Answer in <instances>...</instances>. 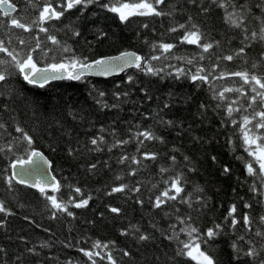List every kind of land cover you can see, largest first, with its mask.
Wrapping results in <instances>:
<instances>
[{
	"label": "trees",
	"instance_id": "trees-1",
	"mask_svg": "<svg viewBox=\"0 0 264 264\" xmlns=\"http://www.w3.org/2000/svg\"><path fill=\"white\" fill-rule=\"evenodd\" d=\"M10 2L17 6L11 16L30 23L38 16L44 0H33L31 4L29 0ZM238 2L251 10L247 23L249 31H258L259 22L253 17L264 16V0ZM202 8H208L209 11L204 13ZM161 10L171 11L173 15L133 17L130 22L122 24L115 14L95 4L85 9L83 14L73 9L61 21H52L45 26L62 44L70 45L77 56L89 60L124 50H133L144 57L159 55V51L150 47L157 42L175 44L177 47L172 50L174 54L191 57L202 50L196 45L180 43L184 30L168 32L170 27L184 23L191 16L201 31L208 34L209 40L219 41V45H214L210 53L204 54L211 58L200 61L201 64L210 66L217 62L216 56L232 54L241 46L248 45L243 59L237 57L233 61H219L216 74L220 71L241 70L245 66L250 68L254 62L258 65V71H264V42L243 41L241 30L226 25L223 10L213 5L211 0H196L195 3L166 0ZM0 19L7 18L0 13ZM69 24L74 30H79L81 35L73 37L64 27ZM143 24H148V27H142ZM98 31L107 35L97 39ZM9 37H12L11 43H8ZM17 37L25 39L27 45L20 46ZM35 38L40 39L45 50L56 48L47 40L45 33L39 32L38 27H33L31 32L0 27V39H4L10 49L14 47L20 50L23 47V54L27 53L29 47H35ZM0 58L10 59L3 53H0ZM36 58L41 65L54 62L52 53L45 56L39 49ZM59 58L57 55L56 59ZM152 63L157 67L165 63L183 64L174 59ZM162 75L163 79L145 75L132 67L117 76H86L80 81L58 80L40 88L28 85L14 72L7 81L0 82V92H3L0 95V122L4 124V128L0 129V146L6 145L9 140L14 143V152H9L7 148L0 152V201L5 203L11 213H0V220L3 221L0 224V264H67L69 259L74 264H91L78 249H90L96 240L115 242V246L110 244V248L117 264H195L190 258L176 255L179 247L177 241L167 238L173 232L170 225L175 224L178 231L182 225L176 216L191 214L203 230L211 226L213 220L223 223L233 203L238 205L240 215L249 212L255 220L253 232L248 233L246 239L253 240L257 248L264 244V239L254 235L257 227L264 229L259 221V216L264 215V203H257L262 198L249 191L253 179H246L244 163L237 159L238 156L248 157L241 146L242 140L236 126L230 122L221 125L224 110L215 109L217 101L211 100L207 86L197 88L183 79H173L166 72ZM128 76L133 77L132 82H128ZM214 83L222 89L238 87L242 81L237 77H226ZM97 91L105 93L102 100L109 107L96 103ZM125 92L128 96H121L119 100L114 96V93ZM237 95L226 93L230 99H236ZM117 103L119 108L110 107ZM165 103L169 105L168 108H164ZM201 103L209 104L210 107L201 109ZM157 113L164 120L174 123L170 126L158 123ZM234 116L239 120L238 113ZM17 124L33 136V147L50 159L52 171L62 185L59 193H56L57 197L67 200L71 195L77 202L81 197H90L86 207L75 208L69 204L68 209L73 212V216L58 213V218H53L52 212L55 210L51 209L50 203L38 190L15 182L9 189L3 179L4 175L10 174L9 163L16 157L28 155L26 144L15 146V138L21 135L15 131ZM149 127L164 142L147 141L142 151L158 153L156 160H144L141 153L137 152V141L134 139L109 150L113 143V128L118 138L130 139L132 132ZM129 128H132V132L128 131ZM100 135L104 136L107 143H100L99 151H89L95 147L90 144L91 138ZM230 137L232 144L228 142ZM69 147L77 149L72 156L68 154ZM53 148L56 150L53 151ZM124 155L136 156L141 163L138 165L131 160L120 163V157ZM172 155L177 158L175 167H171L172 161L169 160ZM184 156L189 157L190 164L184 161ZM213 156L216 161L212 160ZM90 164H96L97 167L89 171ZM224 166L231 169L230 173L222 174ZM161 167L170 170L161 173ZM189 167L193 171H188ZM132 169H136L135 173H132ZM177 171L185 174L188 183L185 185L186 192L181 195L193 194V208L179 201L154 208L152 205L156 196L167 187L164 180L174 176ZM120 184L128 188L109 195L112 187ZM72 186L79 187L81 192L75 193ZM197 186L203 189L202 196L207 200L205 208L195 202L196 195H201L194 192ZM137 187L138 192L129 190ZM47 193L52 195V192ZM245 202L251 203L252 208H244ZM113 207L119 208L120 212H111ZM125 230L128 234L122 235ZM224 232L211 243L212 254L219 259L220 264H237L230 245L237 236L245 234L243 224L241 222L235 232L227 227ZM141 234L150 239L139 241ZM180 239L185 240L187 237L180 233ZM43 242H47L48 246L42 247ZM240 243L246 250L248 245ZM29 248L35 251L29 252ZM121 250L129 251L130 256L124 257ZM96 259L97 264H108L106 260ZM239 264H251V260L243 257Z\"/></svg>",
	"mask_w": 264,
	"mask_h": 264
},
{
	"label": "snow or ice",
	"instance_id": "snow-or-ice-1",
	"mask_svg": "<svg viewBox=\"0 0 264 264\" xmlns=\"http://www.w3.org/2000/svg\"><path fill=\"white\" fill-rule=\"evenodd\" d=\"M33 0H29L31 4ZM189 3H195L196 0H188ZM211 3L216 7L223 10L224 23L231 28L240 29L243 35V41H261L264 42V16L253 17L259 22V29L249 31L247 23L250 19V9H246L245 6L238 2V0H211ZM99 4V7L107 12L115 14L119 21L128 23L133 17H164L172 16L171 11L165 12L161 10V6L166 4V0H107V2L101 3L100 0H44L42 7L39 8L38 16L30 23L23 22L22 18L12 17L11 14L16 11V8L10 0H0V13L7 19H0V27L11 29H21L23 32H31L33 27H38L39 32L45 33L48 41H51L52 45L56 46L55 49H43L41 41L36 39L35 47L28 48L26 54H23V47L20 50L16 48H9L4 39H0V53H3L10 59L0 58V82H5L14 74H18L22 77L28 85L45 87L50 81L53 80H69L80 81L89 74H95L100 76H108L113 72L124 71L126 68L135 67L138 71L143 72L145 75L160 76L163 79L165 72L168 76H171L175 80L183 79L197 88H203L207 86L210 93L211 100L217 101L215 109L224 110V117L221 119V125L231 123L236 126V130L240 134L242 140V147L247 153V157L238 156L237 159L242 160L244 168L247 173V178H252L253 182L249 185V191L258 195L262 199L257 200V203H264V71L257 70V63H252L251 67H243L241 70L236 71H220L217 75V69L219 68V61H233L235 58L240 57L243 59L245 53V47L241 46L232 54L216 56L215 61L210 66H205L200 61L205 60V53H210L214 45H219V41H211L208 39V34L201 31L200 26L193 22L191 16L184 23H177L168 29V32L175 33L178 30H184L183 35L180 37L181 44L196 45L201 49V52L195 53L191 57L186 55H176L172 50L177 47L172 43L157 42L152 43L150 47L159 51V55H151L144 57L137 55L135 52H121L118 56L114 57H102L94 60H89L87 57L77 56L72 47L67 43H61L57 39V36L50 34L49 28L45 25L52 21H61L66 13L73 9L83 14L84 10L90 5ZM258 7L260 5H257ZM202 12L207 13L208 8H202ZM264 11V8H262ZM65 29L71 32L73 37L81 35L79 30H74L72 25H65ZM142 27L147 28L148 24H143ZM107 33L98 31L97 39L105 37ZM12 37H9L8 43H11ZM18 44L20 46H26L27 41L23 38L17 37ZM242 41V44H243ZM147 43V41H146ZM41 50V53L45 56L52 53L54 62L46 63L43 67L39 66V60L36 58L37 50ZM57 55L60 57L56 59ZM174 59L182 61V65L165 63L162 67L153 65L152 61L169 60ZM226 77H237L242 83L238 87H223L219 89L214 81L223 80ZM128 82L133 81L132 76L127 77ZM248 86V89H245ZM145 91V89H141ZM226 93H237L236 99H230L226 96ZM3 92H0L2 95ZM105 96L103 91L96 92V103L102 107H109V105L102 100ZM114 96L119 100L121 96L127 97L128 93H114ZM191 97H189L190 99ZM119 103L113 104L110 107L119 108ZM167 103L164 104V108H168ZM210 107L209 104L201 103L200 108L207 110ZM252 110L249 112V110ZM239 114V120H237L234 114ZM75 118V117H74ZM157 122L163 125H172L174 122L170 120H164L157 113ZM4 128V124L0 122V129ZM139 128V126H137ZM15 131L21 135L15 138V146L20 144H26L25 151L28 153L27 159L22 157H16L9 163L8 167L12 170L10 174L3 176L5 183L12 188L13 182L17 184L26 185L28 187L37 188L39 192L45 196L46 200L50 203L53 218H58V213H66L67 216H73V212L68 209L69 204H73L75 208H83L88 205L89 198L81 197L79 201L72 199L70 195L67 200H63L57 197L56 193H59L62 185L59 181H56L55 177H52V182L49 183L46 180V173L43 165H47L49 162L44 157L43 153L37 151L33 147V136L25 131L18 124L15 127ZM104 129H101L103 132ZM132 132V128L128 129ZM113 143L111 148L121 147L130 142L131 139L137 141V152L141 153L144 160H156L159 156L155 152L142 151V147L147 141H159L163 143V138L158 136L151 127L137 130L132 132L130 139H120L116 133L115 128L112 129ZM229 144H232L231 137L229 138ZM107 143L103 135L93 137L90 140V144L95 146L90 148L89 151H99V144ZM7 148L9 152H14V143L9 140L6 145L0 146V152H3ZM53 151L56 149L53 148ZM77 149L68 148V154L72 156ZM126 160H131L133 163L140 164L141 160H138L136 156H121L119 162L123 163ZM172 161V166L175 167L177 158L175 155L169 157ZM213 161H216V157H212ZM43 161V165L39 163ZM184 161L190 164L189 157L184 156ZM187 164L185 167H187ZM31 165V167H28ZM97 167L96 164L88 165V170L93 171ZM170 169L161 167L160 172L166 173ZM136 169H132V173H135ZM188 171H193L191 167ZM231 169L228 166H224L222 174L226 175L230 173ZM28 177H35L34 182H30ZM120 179L119 176L116 177ZM188 183L183 171H177L174 176L164 180V184L167 185L159 195L156 196L153 203L154 208H160L162 205L171 201H179L182 204H186L189 208H193L194 201L192 199L193 194L186 192L185 185ZM75 193L79 194L81 189L79 187L72 186ZM155 187V185H154ZM127 185L120 184L114 186L111 189L112 193L122 192ZM47 189H51L52 195L47 193ZM130 191H139V188L129 189ZM235 191V189L233 190ZM194 192L200 193L196 195L195 202L200 204L201 208L207 207V200L202 196L203 189L194 187ZM243 199V198H241ZM141 202V201H138ZM244 208L251 209L252 204L245 202ZM111 212L119 213V208H111ZM178 211V210H177ZM197 211H199L197 209ZM0 213L11 214L10 210L6 207L3 201H0ZM25 219H29L25 217ZM176 220L182 225L178 231L176 225H170L173 230L172 235L168 236L169 240H176L179 247L177 249V256H184L190 258L195 264H220L219 259L212 254L211 243L215 241L218 236L225 234V227L236 231L237 227L243 224L245 229L244 235H239L232 241L230 247L233 250V259L239 261L243 257H247L251 260V264H264V244H261L259 248L255 245L253 240L246 239L248 233L253 232V225L255 223L254 218L249 212H244L242 215L238 213V205L233 203L229 206L227 214L223 218V223H217L213 220L211 226L201 229L196 223L191 214L185 216H176ZM261 225H264V215L259 216ZM3 221L0 220V224ZM47 231V229H45ZM180 233H184L187 237L185 240L180 239ZM122 235L128 234L127 231H122ZM254 235L264 239V229L257 227ZM23 239V238H22ZM150 239L149 236L141 234L138 237L139 241H146ZM240 242H244L248 245L245 250ZM110 244L114 247L115 242H101L96 240L92 243L90 249L80 248L79 252L83 256L87 257V260L91 264H97V257L100 260H106L108 264H117V260L112 254ZM42 247H47V242H43ZM29 252H34V248H29ZM124 257H129L130 252L127 250H121ZM103 253V254H102ZM67 264H74L69 259Z\"/></svg>",
	"mask_w": 264,
	"mask_h": 264
},
{
	"label": "water",
	"instance_id": "water-1",
	"mask_svg": "<svg viewBox=\"0 0 264 264\" xmlns=\"http://www.w3.org/2000/svg\"><path fill=\"white\" fill-rule=\"evenodd\" d=\"M14 6H15V8L17 9V6L14 4ZM125 51H127V52H135V51H133V50H124V51H121V52H125ZM121 52H119V53H116V54H112V55H106V56H100V57H97V58H102V57H114V56H118ZM137 55H140V56H142L141 54H139V53H137V52H135ZM97 58H95V59H97ZM92 60H94V59H92ZM39 66H41V67H43L44 65H40L39 64ZM130 68H132V67H130ZM127 69H129V68H126L124 71H120V72H113L111 75H108V76H100V75H95V74H89V75H87V76H92V77H100V78H107V77H111V76H117V75H120L121 73H123V72H125ZM53 81H57V80H53ZM53 81H50V82H53ZM49 82V83H50ZM37 151H40L41 153H43L41 150H39V149H36ZM43 155H44V157L48 160V164L47 165H43V161H39V163L40 164H42L43 165V167H44V170H45V173H46V180H47V182H49V183H51L52 182V177H55V179H56V181H59L58 180V178L54 175V173H53V171H52V168H51V161H50V159L43 153ZM24 159H27V157H24ZM13 161V160H12ZM11 161V162H12ZM28 167H31V165H29ZM12 170L10 169V172H11ZM28 179H29V181L30 182H34V180L36 179L35 177H28ZM22 185V184H21ZM26 186V185H25ZM30 188H32V187H30ZM33 189H36V190H38L37 188H33ZM39 191V190H38ZM46 191H49V192H51V189H47Z\"/></svg>",
	"mask_w": 264,
	"mask_h": 264
}]
</instances>
